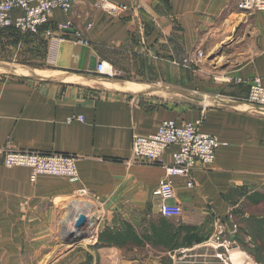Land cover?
<instances>
[{
  "label": "crops",
  "instance_id": "crops-1",
  "mask_svg": "<svg viewBox=\"0 0 264 264\" xmlns=\"http://www.w3.org/2000/svg\"><path fill=\"white\" fill-rule=\"evenodd\" d=\"M105 1L127 12L112 15L97 0H73L37 35L0 32V160L8 151L66 154L78 173L77 183L50 176L31 182L25 168L0 167V264H160L125 263L123 253L135 247L99 245L94 236L126 223L139 237L141 220H162L152 193L165 169L133 159L131 140L165 121L198 123L226 145L211 164L173 179L172 204L182 217L165 221L198 229L230 215V189L264 194V111L245 101L248 82L264 86V11L241 12L240 0ZM53 37L62 40L55 47ZM196 51L204 59L191 63ZM90 58L116 76L89 70ZM78 116L84 121L66 122ZM154 202L156 211H145ZM78 204L90 212L77 213ZM79 215L95 216L92 246L61 254ZM144 247L172 263L192 249Z\"/></svg>",
  "mask_w": 264,
  "mask_h": 264
},
{
  "label": "built area",
  "instance_id": "built-area-1",
  "mask_svg": "<svg viewBox=\"0 0 264 264\" xmlns=\"http://www.w3.org/2000/svg\"><path fill=\"white\" fill-rule=\"evenodd\" d=\"M73 0H0V31L13 29L22 35H37L49 22L54 11L68 13ZM98 7L112 14H124L127 7L97 0ZM237 9L241 12L254 14L264 11V0H240ZM49 36V33H47ZM50 45L55 47L62 40L50 38ZM204 59V54L196 51L190 55L191 63ZM98 75L113 78L115 71L104 63L95 68ZM246 104L254 109L264 111V86L260 79H252L247 85ZM74 120L83 122L82 116L69 117L66 122ZM226 146L214 136L203 134L198 123L177 124L174 121L162 122L151 135H134L131 140L133 159L151 164L162 165L165 178L158 182L153 190V197L158 200V214L164 219H180L182 209L172 204L175 199L173 179L188 178L198 164H211L216 152ZM170 151V162L163 164L164 154ZM0 167L6 169L25 168L29 171V180L34 182L40 176L62 178L70 183H77L78 173L76 159L71 155L59 153H38L33 151H8L0 161ZM83 196L85 191L78 190ZM218 227V233H221Z\"/></svg>",
  "mask_w": 264,
  "mask_h": 264
},
{
  "label": "rangeland",
  "instance_id": "rangeland-1",
  "mask_svg": "<svg viewBox=\"0 0 264 264\" xmlns=\"http://www.w3.org/2000/svg\"><path fill=\"white\" fill-rule=\"evenodd\" d=\"M217 56L219 53H216L212 60H216ZM83 201L80 200L81 203H86ZM155 205L156 202L149 204L145 211H156ZM93 217L95 216H89L88 219ZM158 223V218L143 219L140 221V232L142 234L147 233L150 225H158ZM179 223L173 225L176 226ZM202 223L203 225L198 228L197 233L200 242L195 244L190 251L177 255L174 263L165 253L152 252L145 247L136 248L134 251H132L133 249L126 250L123 253L125 263L157 258L160 264H233L231 254L238 253L240 256H245L253 264H264V203L252 206L243 202L234 206L232 214L226 219L221 221L208 220ZM219 226L223 231L221 233H218ZM94 238L97 239V236L95 235ZM70 239L67 236L63 238L61 254L67 247L73 246V243L69 242ZM91 241L90 238L84 239L75 245H91L89 244ZM94 243L96 244V242Z\"/></svg>",
  "mask_w": 264,
  "mask_h": 264
},
{
  "label": "trees",
  "instance_id": "trees-1",
  "mask_svg": "<svg viewBox=\"0 0 264 264\" xmlns=\"http://www.w3.org/2000/svg\"><path fill=\"white\" fill-rule=\"evenodd\" d=\"M224 198L232 207L243 202L252 206L264 203V194L258 192L249 193L245 187L230 189ZM148 231L138 237L131 226L124 223L120 228L104 229L97 237V244L126 249L133 247L143 248L148 245L164 248L172 253L178 249L191 248L193 244L200 242L197 236V228L183 225L175 227L170 222L165 221V219L163 220V218L159 220L158 225H150Z\"/></svg>",
  "mask_w": 264,
  "mask_h": 264
},
{
  "label": "water",
  "instance_id": "water-1",
  "mask_svg": "<svg viewBox=\"0 0 264 264\" xmlns=\"http://www.w3.org/2000/svg\"><path fill=\"white\" fill-rule=\"evenodd\" d=\"M97 65L98 63L96 59L90 58L88 69L95 70ZM198 99H200V97ZM94 224L95 222L87 219L84 215H79L75 220V223L71 228V231L67 235V237L71 238L69 242L75 245L79 241L91 238L92 236L91 229L94 227Z\"/></svg>",
  "mask_w": 264,
  "mask_h": 264
},
{
  "label": "bare ground",
  "instance_id": "bare-ground-1",
  "mask_svg": "<svg viewBox=\"0 0 264 264\" xmlns=\"http://www.w3.org/2000/svg\"><path fill=\"white\" fill-rule=\"evenodd\" d=\"M75 208L77 210L76 211L77 213L87 212L90 209V207L88 205H81V204L76 205ZM231 261L233 262V264H253L245 256H240L238 253H232L231 254Z\"/></svg>",
  "mask_w": 264,
  "mask_h": 264
}]
</instances>
